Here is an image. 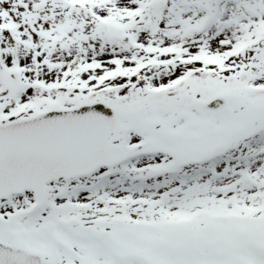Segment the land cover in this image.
<instances>
[{
  "label": "snow or ice",
  "instance_id": "6c2138e0",
  "mask_svg": "<svg viewBox=\"0 0 264 264\" xmlns=\"http://www.w3.org/2000/svg\"><path fill=\"white\" fill-rule=\"evenodd\" d=\"M0 264H264V0H0Z\"/></svg>",
  "mask_w": 264,
  "mask_h": 264
}]
</instances>
